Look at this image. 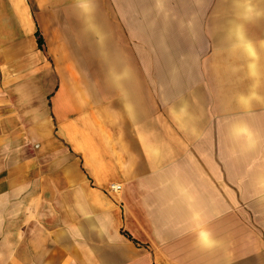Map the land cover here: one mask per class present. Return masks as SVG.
Returning <instances> with one entry per match:
<instances>
[{"label": "crops", "instance_id": "1", "mask_svg": "<svg viewBox=\"0 0 264 264\" xmlns=\"http://www.w3.org/2000/svg\"><path fill=\"white\" fill-rule=\"evenodd\" d=\"M0 264H264V0H0Z\"/></svg>", "mask_w": 264, "mask_h": 264}, {"label": "built area", "instance_id": "2", "mask_svg": "<svg viewBox=\"0 0 264 264\" xmlns=\"http://www.w3.org/2000/svg\"><path fill=\"white\" fill-rule=\"evenodd\" d=\"M122 189V186L117 183H112L109 187V192H119Z\"/></svg>", "mask_w": 264, "mask_h": 264}, {"label": "trees", "instance_id": "3", "mask_svg": "<svg viewBox=\"0 0 264 264\" xmlns=\"http://www.w3.org/2000/svg\"><path fill=\"white\" fill-rule=\"evenodd\" d=\"M37 34H38V43H39L40 47L43 48V44H44V43H43V40H42V37H41L39 31L37 32ZM130 236H131V235H130Z\"/></svg>", "mask_w": 264, "mask_h": 264}, {"label": "clouds", "instance_id": "4", "mask_svg": "<svg viewBox=\"0 0 264 264\" xmlns=\"http://www.w3.org/2000/svg\"><path fill=\"white\" fill-rule=\"evenodd\" d=\"M205 243H206V244H209L210 242H209L207 239H205Z\"/></svg>", "mask_w": 264, "mask_h": 264}]
</instances>
